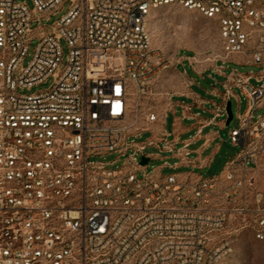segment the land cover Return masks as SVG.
Segmentation results:
<instances>
[{"label":"built area","instance_id":"obj_1","mask_svg":"<svg viewBox=\"0 0 264 264\" xmlns=\"http://www.w3.org/2000/svg\"><path fill=\"white\" fill-rule=\"evenodd\" d=\"M31 1L0 0V264H222L245 230L264 248V0H69L49 27L67 0ZM167 5L217 22L220 51L203 69L186 59L225 76L226 102L234 87L247 100L228 132L238 151L217 175L141 163L150 146L180 153L152 128L164 115L141 118L134 103L183 64L152 46L149 16Z\"/></svg>","mask_w":264,"mask_h":264},{"label":"rangeland","instance_id":"obj_2","mask_svg":"<svg viewBox=\"0 0 264 264\" xmlns=\"http://www.w3.org/2000/svg\"><path fill=\"white\" fill-rule=\"evenodd\" d=\"M20 2H25L30 9L33 8V3L31 0H17ZM70 8V1L67 0L61 4L59 9L52 15L48 20L44 19L42 23L46 26H52L56 21H58ZM32 31L37 34V23H32ZM148 29L152 38L153 48L161 54L172 55L178 53L184 56H194L196 55L199 62L197 63V69H203L207 63L204 62L205 59L211 53H217L220 51V44L218 40V24L215 20L207 18L205 15L198 11L189 10L180 6L167 5L161 6L152 11L148 19ZM39 43L38 37H34L29 44L28 53L24 58L23 65L26 66L35 53L36 47ZM61 48L64 55V60L66 59L69 47L67 42L63 39L60 42ZM176 66L170 67L164 74L173 73L177 70ZM232 67H237L243 72L253 71L254 73L259 72L260 67L255 65L240 66L235 63H229L227 71ZM185 68L188 75L197 77V74L192 70L189 65L188 60L184 61V66L179 65V70L183 71ZM163 74V76H164ZM162 76V77H163ZM161 77V79H162ZM156 82L152 86V92L148 93L140 100L134 99V103H139L138 110L140 117H144L149 110H158L160 105L161 93L166 92L162 87V82ZM222 80L221 78H219ZM205 85V81L201 80ZM54 83V78L49 77L44 83L36 85L31 88V90H26L25 92H37L48 89ZM253 83L256 82L253 80ZM237 93L240 95V102L238 103L235 99H231L232 110L234 113L237 111L244 112L247 105V100L244 95L240 94L238 90ZM264 113V107L255 112ZM237 125V119L233 118L229 125L221 130L220 137L213 144L212 148L206 151L210 153L214 149L215 145L219 144L220 148L215 153L210 167L198 171L204 177H209L219 174L227 161L235 156L238 149L230 144L228 140V130ZM167 127H171V118L167 119ZM150 135V132H146L143 135V139ZM189 134H185L182 138L188 137ZM152 151H157L156 149H147V153ZM116 154H110L105 157L104 160L112 161L116 159ZM122 160L117 161L112 166L116 164H121ZM173 163V159L168 160ZM163 163L161 159H151L147 165V170H151L153 167H159ZM161 172L163 174H171L174 172H183V169H172L169 167L162 168ZM141 175V172H139ZM222 264H264V248L260 242L256 241L253 234L250 231H242L238 234L237 239L234 243V252L227 258Z\"/></svg>","mask_w":264,"mask_h":264},{"label":"crops","instance_id":"obj_3","mask_svg":"<svg viewBox=\"0 0 264 264\" xmlns=\"http://www.w3.org/2000/svg\"><path fill=\"white\" fill-rule=\"evenodd\" d=\"M186 57L184 56V61L187 60ZM179 65L175 67L177 73H166L161 79L162 87L166 92L161 93L160 105L156 111L163 114L164 118L153 123L152 128L157 132L164 130L165 133L169 134L168 140L173 142L175 148L180 150V153L150 146L148 148L156 149L157 151L148 153L152 155L148 159L149 161L151 159L163 160V163L158 167L161 170L164 167H169L172 169H183V172L179 174L202 175L198 171L210 167L220 145H215L210 153L206 154V151L211 149L217 138L220 137L221 130L229 125L227 124L228 114L221 111L224 104L226 103L227 105L228 102H226L224 97L223 82L225 81V76L215 73L212 69L199 74L189 62L192 70L197 74V77H195L188 75L185 68L183 71L179 70ZM201 80L206 82L205 85ZM238 90L241 94V89L234 87L237 98L240 97L239 93H237ZM237 98L232 97L231 99L237 101ZM240 113V111L233 112V118L237 119ZM168 118H171L170 128L167 127ZM185 134H189V136L182 138ZM154 138L160 145H163L159 134H154ZM184 145H187V147L184 148ZM183 151L188 152L189 155L184 156ZM169 159H173L174 162L170 163Z\"/></svg>","mask_w":264,"mask_h":264},{"label":"water","instance_id":"obj_4","mask_svg":"<svg viewBox=\"0 0 264 264\" xmlns=\"http://www.w3.org/2000/svg\"><path fill=\"white\" fill-rule=\"evenodd\" d=\"M226 110H227V114H228L227 124H229L231 122V120L233 119V111H232L231 101L227 102ZM148 161H149V159L147 157H142L141 163L143 165H146L148 163Z\"/></svg>","mask_w":264,"mask_h":264}]
</instances>
